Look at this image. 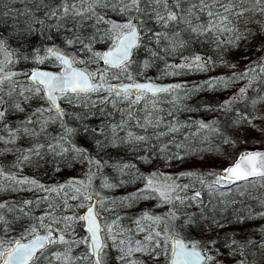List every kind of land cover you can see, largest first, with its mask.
Returning <instances> with one entry per match:
<instances>
[{
	"label": "snow or ice",
	"instance_id": "obj_1",
	"mask_svg": "<svg viewBox=\"0 0 264 264\" xmlns=\"http://www.w3.org/2000/svg\"><path fill=\"white\" fill-rule=\"evenodd\" d=\"M0 9V193L17 196L0 197V264H108L113 250L112 264H264V240H241L238 232L225 231L264 221V196L255 198L256 205L233 209L231 216L225 212L235 201L216 200L224 196L221 188L237 182H259L264 188V150L230 154L224 148L238 142L229 127L243 125L264 136V0H0ZM196 46L211 49L216 58ZM241 49L249 53L241 57L248 61L243 68L225 59ZM22 63L32 67L18 68ZM218 64L233 71L191 86L156 82L208 72ZM154 67L155 78L147 75ZM239 81L246 83L215 107L186 103L196 92L227 90ZM165 103L171 106L166 115L160 107ZM201 107L234 117H227L223 128L219 117L184 122L177 117ZM93 119L99 121L95 126ZM50 125H57L55 134L48 131ZM193 125L205 133L200 142L209 147H189L188 136L175 139ZM81 133L90 138V147L75 141ZM165 136L164 143H151ZM122 145L147 153L137 157L145 163L155 155L162 167L201 153L231 158L220 169L139 174L143 188L111 203L126 208L140 201L155 204L108 223L101 213L115 209L104 207V199H96L99 193L91 192L108 162L93 152ZM49 155L57 173L86 165L85 178L48 186L23 174L26 166L48 163ZM112 167L123 172L136 165ZM117 186L102 180L104 188ZM23 192L34 196L25 199L19 196ZM53 194L60 199L54 201ZM80 208L85 212L77 215ZM123 219L131 223L123 225ZM77 223L86 236L76 234ZM192 231L201 238H193ZM257 232L264 236V223ZM79 248L84 250L77 253Z\"/></svg>",
	"mask_w": 264,
	"mask_h": 264
},
{
	"label": "trees",
	"instance_id": "obj_2",
	"mask_svg": "<svg viewBox=\"0 0 264 264\" xmlns=\"http://www.w3.org/2000/svg\"><path fill=\"white\" fill-rule=\"evenodd\" d=\"M3 10V9H0ZM57 44L60 43V40L56 41ZM196 50L210 55L213 58H216V53L213 52L211 49H207L202 46H196ZM187 54V52H185ZM249 53H244L242 50L241 52L236 56H229L228 60L232 63H237L238 62V67L243 68L245 64L248 63L247 60L241 59L242 56L247 55ZM141 59L143 58L141 54ZM179 59V57H169V62H176ZM159 66L163 68V62H159ZM50 67V66H49ZM233 70L229 69L225 66L222 65H217L212 68L211 71L208 72H185L181 75L178 76H164L160 78V81H163L167 78H170L171 80L177 81V83H182V84H187L189 86L196 84V83H201L205 80H207L209 77H218L221 75L227 76L230 75ZM155 77V76H154ZM246 81H239L235 86H244ZM220 90H215V91H199L193 94L191 99H188L186 103L190 106L196 107V106H202V105H211L213 107L217 106L218 104L222 103L224 100H226L225 96L223 97L222 94L219 92ZM252 95H255L253 92ZM164 109V115H166L168 109L171 107L169 104L165 103L160 105ZM235 107L244 108L243 104H237ZM111 110V109H109ZM177 117L180 121H189V118L191 120H200L203 119L205 121H211L214 117H219L221 120L220 126L223 128L225 124V120L227 117H234L233 113H212L206 111L203 107L200 108V111L198 112H178ZM16 119V118H13ZM116 119H119V116H116ZM70 126H76V123L73 121H70ZM99 121L97 119H93L90 121V124L92 126H95ZM133 131H139V129H132ZM160 130H163V126L161 127ZM48 131L50 133L55 134L58 131L57 125H50ZM151 131V130H150ZM229 132L233 133V139L237 140V144L235 147L233 146H224L226 148L227 152L230 154H237L241 149L244 148H254V147H264V136H262L260 133L248 129L245 126H241L238 129H232L229 127L228 129ZM123 135V133H121ZM204 132H199L197 133L195 125H193L190 128H182L179 133L175 135V139L177 141H182L185 136H188L189 139L185 143L189 147H199V148H207L209 147V144L207 142L201 143L200 142V137L204 136ZM211 135V134H208ZM75 141L84 147H90V138H85L84 135L81 133L77 135L75 138ZM169 139L168 136L163 137L161 140L157 141L155 139L152 140V144L154 145H160L167 141ZM246 141V143L244 142ZM43 143H47L41 137V141ZM27 141L25 142V146H27ZM212 144H218V139L212 138ZM125 145H122L118 148H107L105 149L104 152L101 153H96L93 152V155H95L98 159H102L104 161H107L108 163L96 174V177L93 180V186L91 189L96 191L98 188L102 189V180L103 178H108L110 183L118 185L117 187L108 189V191L105 193V196L102 197L104 199L105 204L107 201L111 203L112 200L119 201L123 199L124 197L130 195L133 192H136L138 189L143 188L144 184L143 181L140 179H137L136 177L139 174L143 175H148L152 171H155L157 169H160L161 171L172 173V174H178L182 171L185 170H208L211 168H216L220 169L224 167L228 160H230V156L228 158L225 157H217L216 154L214 153H201L198 154L194 157H187L185 162H180V161H173L171 165L162 167V161L156 159L155 155L152 156V160L150 163H145L142 160L138 159L137 157L139 155H145L147 153H144L142 150L140 152H122V147ZM175 151L176 149H172ZM115 151L117 152L116 155L111 156L110 152ZM154 151V150H153ZM201 155L203 156V160H201ZM8 160H11L12 157L8 156ZM46 159L49 161L48 163H44L41 161L42 167L36 168V167H25L24 169V175L28 176H34L38 180H40L42 183L48 186H53V185H58V184H63L65 181H67L71 177H77L80 179H84V173L87 171L86 165H81V164H75L71 167L65 168L63 171L57 173L54 171V166L51 163L52 157L49 155L46 157ZM58 161L61 159L59 157L56 158ZM117 163H130V164H135L136 168L133 169H125L123 172H120L118 169L115 167H112V165H115ZM70 168V169H69ZM69 170V172H66V170ZM137 169L139 170V173H137ZM120 181H124V183H120ZM181 183H187V179H182L180 181ZM199 187V186H198ZM221 192L224 193L223 197H220L219 195L216 197L217 201L223 200L225 202H232L235 201V203H230L227 211L225 212V216H231L234 215L233 209L236 210H242L247 207L256 205L257 201L255 198L264 196V188H261L259 186V182L255 186L248 185L246 186L245 182H239L236 184H231V185H226L224 188L220 189ZM66 192H68L69 195L72 194V190L66 189ZM93 194V193H92ZM35 195H43V193H36ZM63 195V194H61ZM19 196L25 198V199H31L34 196V193L32 192H23L20 193ZM205 196V201L207 202V193H204ZM0 197L4 199H16L17 196L15 194L9 195L7 193H0ZM52 199L54 201L59 200L60 197L55 196L53 194ZM77 202L76 201H71L69 200L70 205H75ZM86 203V202H85ZM155 204L154 201L151 202H145V201H140L136 202L133 204L131 208H126L121 206L119 203L112 204L111 203V208H114L115 211H111L110 214L116 217V215H121V216H132L134 214H137L141 211V209L152 207ZM82 208L76 210V214L80 215ZM155 211H162V209H154ZM39 214V213H37ZM66 214L71 215V212H67ZM107 222V218L105 219ZM123 225H129L131 221L129 219H123L121 221ZM264 223V221H250V222H245L243 225L235 226L232 228H226L225 231L229 232H238L239 236L238 238L241 240L247 239L248 237H251L252 239L256 241H261L264 239V236L259 234L257 232L258 226ZM76 228V234L78 236H86L84 231L81 228V223H77L75 225ZM193 238L199 239L200 233L197 231H192L191 233ZM83 248L76 249V252H81L83 251ZM116 255L115 251L113 250L109 256L108 259V264H112V257Z\"/></svg>",
	"mask_w": 264,
	"mask_h": 264
},
{
	"label": "rangeland",
	"instance_id": "obj_3",
	"mask_svg": "<svg viewBox=\"0 0 264 264\" xmlns=\"http://www.w3.org/2000/svg\"><path fill=\"white\" fill-rule=\"evenodd\" d=\"M50 43V42H49ZM244 53H246V51L245 50H243V49H241ZM241 50H234V51H232L231 53H228V54H226L225 55V59L226 60H228V57L229 56H233V57H236L240 52H241ZM26 67H32V65H25V64H20V65H18V68H26ZM48 68H51V69H53V70H56V69H54V68H52V67H48ZM147 75L148 76H152L153 78H155V77H157L158 75H159V73L157 72V69L154 67V68H151V69H149L148 70V72H147ZM155 76V77H154ZM142 79V78H141ZM168 79H170V78H167V79H165V80H168ZM157 81H160V79L159 80H157ZM239 87H241V86H235V85H232L230 88H228L227 90H223V89H221L219 92L222 94V96L224 97L225 96V98L226 99H228L231 95H233L236 91H238V89H239ZM122 152H132L133 150L131 149V146H129V145H125V146H123L122 147ZM134 152H136V151H134ZM116 153L117 152H115V151H111L110 152V155L111 156H114V155H116ZM70 169V168H69ZM66 172H69V170L67 169L66 170ZM108 191V188H104V187H102V189L101 188H98L96 191H94V190H92V193L93 194H95V193H99V197H97L98 199H102V197L103 196H105V193ZM111 203H109V201H107V203L105 204L104 203V207H107V208H111ZM111 213V211H102V216L106 219L107 218V222L108 223H110L111 222V220L112 219H114V216L112 215V214H110ZM264 240V239H263ZM262 241V240H261Z\"/></svg>",
	"mask_w": 264,
	"mask_h": 264
},
{
	"label": "water",
	"instance_id": "obj_4",
	"mask_svg": "<svg viewBox=\"0 0 264 264\" xmlns=\"http://www.w3.org/2000/svg\"><path fill=\"white\" fill-rule=\"evenodd\" d=\"M47 70H53V69H51V68H47ZM53 71H55V70H53ZM156 82H157V83H161V84H165V85H167V84H172V83H177V81H175V80H171V79L163 80V81H156ZM245 150H249V151H252V150H264V147L244 148V149H241L239 152H242V151H245ZM239 152H238V153H239ZM225 166H226V165H225ZM241 182H242V181H241ZM237 183H239V182H237ZM96 199H98V198L96 197ZM86 203H87V202H86ZM84 212H85V209L82 208L80 214H83ZM81 228H82V230L84 231L85 235H87L86 231L84 230V227L82 226V223H81Z\"/></svg>",
	"mask_w": 264,
	"mask_h": 264
}]
</instances>
